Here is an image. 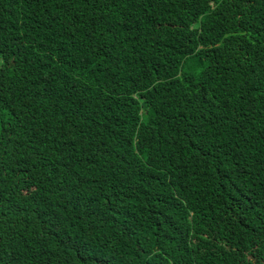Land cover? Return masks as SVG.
I'll list each match as a JSON object with an SVG mask.
<instances>
[{"label":"trees","instance_id":"1","mask_svg":"<svg viewBox=\"0 0 264 264\" xmlns=\"http://www.w3.org/2000/svg\"><path fill=\"white\" fill-rule=\"evenodd\" d=\"M0 264H264V0H0Z\"/></svg>","mask_w":264,"mask_h":264}]
</instances>
